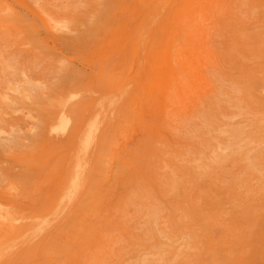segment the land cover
I'll list each match as a JSON object with an SVG mask.
<instances>
[{
	"label": "rangeland",
	"instance_id": "obj_1",
	"mask_svg": "<svg viewBox=\"0 0 264 264\" xmlns=\"http://www.w3.org/2000/svg\"><path fill=\"white\" fill-rule=\"evenodd\" d=\"M0 257L264 264V0H0Z\"/></svg>",
	"mask_w": 264,
	"mask_h": 264
},
{
	"label": "bare ground",
	"instance_id": "obj_2",
	"mask_svg": "<svg viewBox=\"0 0 264 264\" xmlns=\"http://www.w3.org/2000/svg\"><path fill=\"white\" fill-rule=\"evenodd\" d=\"M36 1V0H35ZM184 1H187V0H184ZM185 3V2H184ZM183 3V4H184ZM166 5V4H165ZM165 7V6H164ZM187 7V6H186ZM184 9H185V7H184ZM162 12H163V10H162ZM161 12V13H162ZM161 15V14H160ZM158 22V21H157ZM140 56H141V54H140ZM139 56V57H140ZM10 65V64H9ZM15 66V65H14ZM12 67H13V65H12ZM17 68V67H16ZM16 68H14V69H16ZM8 69V68H7ZM15 72V71H14ZM162 82V81H161ZM128 87V86H127ZM67 111H68V109H67ZM68 113V112H67ZM97 114V113H96ZM71 115V114H70ZM95 116V115H94ZM72 117V116H71ZM72 119V118H71ZM73 121V120H72ZM72 121H71V123H72ZM92 121V120H91ZM70 127H71V125H70ZM69 127V128H70ZM96 127H97V124H96ZM86 128V127H85ZM92 129V128H91ZM96 130V129H95ZM97 131V130H96ZM85 132V131H84ZM109 132V131H108ZM86 133V132H85ZM94 133V132H93ZM92 134V133H91ZM94 135V134H93ZM89 136H90V134H89ZM94 137L95 136H93L92 137V139H94ZM92 141V140H91ZM94 141V140H93ZM91 144V143H90ZM86 145V144H85ZM83 146H84V144H83ZM90 146V145H89ZM88 146V147H89ZM85 147V146H84ZM84 147H83V149H84ZM88 147H87V149H86V151H85V149H84V152L86 153L87 152V150H88ZM81 149V148H80ZM102 149H103V146H102ZM82 152V151H81ZM78 157V156H77ZM83 157H85L86 158V156H82V158ZM82 162L84 163V160H80V161H78V165H76V166H74V178H73V181H72V183H71V189H69V192H70V190L73 192V193H71V195L73 196V195H75V192H76V194H77V191L81 188V184L83 183V179H84V166H83V164H82ZM76 167V168H75ZM72 170V169H71ZM88 190H89V188H88ZM54 191V190H53ZM68 196H70V193H69V195ZM54 197H55V194H54ZM72 198V197H71ZM71 198H69V199H71ZM74 198V197H73ZM63 199V198H62ZM60 203V202H59ZM58 203V204H59ZM67 203H69V202H67ZM67 206V205H66ZM77 206V205H76ZM59 207V206H58ZM64 209H65V207H64ZM64 209H62V210H64ZM55 210V209H54ZM53 210V211H54ZM67 210V209H66ZM66 212V211H65ZM65 212H63V213H65ZM63 213H61V211H59L56 215H55V217L56 216H59L60 217V215L61 214H63ZM6 215V214H5ZM4 217H6V216H4ZM11 217L13 218V214L11 215ZM50 216H48V218H49ZM7 218V217H6ZM9 218V217H8ZM57 218V217H56ZM56 218H54L53 220H55ZM63 219V218H62ZM8 221H9V219H8ZM39 221V220H38ZM43 221V220H42ZM53 222V221H52ZM61 222V221H60ZM37 222H35V224H36ZM49 223H51V221L49 222ZM25 224V223H24ZM44 224V223H43ZM48 224V223H47ZM33 225V224H32ZM31 225V226H32ZM45 225V224H44ZM43 227V226H42ZM40 228V227H39ZM38 228V229H39ZM35 229V228H34ZM38 229H35V230H38ZM34 230V231H35ZM40 231H42V230H40ZM39 231V232H40ZM35 232H38V231H35ZM34 232V234H36ZM29 233V232H28ZM33 234V233H32ZM6 236V235H5ZM13 236V235H12ZM25 236V235H24ZM23 236V237H24ZM32 237H34V236H32ZM31 237V238H32ZM22 238V237H21ZM20 238V239H21ZM31 238H28V239H30V241H31ZM33 239V238H32ZM19 240V239H18ZM34 241H36V240H34ZM47 241V240H46ZM18 242V241H17ZM26 242H28V241H26ZM25 242V243H26ZM10 244V243H9ZM11 244H13V242L11 243ZM16 244V243H15ZM8 245V244H7ZM19 245V244H18ZM17 245V246H18ZM4 247H6V245L4 246ZM2 249V248H1ZM1 258V257H0ZM3 259V258H2ZM36 259V258H35ZM30 260V259H29ZM25 261V260H24ZM54 263V262H53Z\"/></svg>",
	"mask_w": 264,
	"mask_h": 264
}]
</instances>
